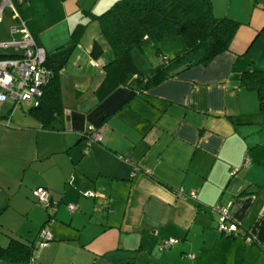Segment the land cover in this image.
Wrapping results in <instances>:
<instances>
[{
    "label": "crops",
    "instance_id": "crops-1",
    "mask_svg": "<svg viewBox=\"0 0 264 264\" xmlns=\"http://www.w3.org/2000/svg\"><path fill=\"white\" fill-rule=\"evenodd\" d=\"M114 1L19 8L58 67L63 110L43 127L27 103L0 102V247L11 238L34 245L27 264H264V113L256 91L240 84L244 71L264 70L247 56L264 34V0H211L215 16L240 23L228 50L207 65L175 61L158 84L142 89L129 79L99 99L111 49L86 11ZM14 22L6 11L0 41L19 37ZM94 40L102 57L90 53ZM91 126L101 139L88 146ZM37 187L57 204L38 205ZM215 206L234 229H218ZM42 228L52 239L38 249ZM168 238L177 242L160 248Z\"/></svg>",
    "mask_w": 264,
    "mask_h": 264
},
{
    "label": "trees",
    "instance_id": "trees-1",
    "mask_svg": "<svg viewBox=\"0 0 264 264\" xmlns=\"http://www.w3.org/2000/svg\"><path fill=\"white\" fill-rule=\"evenodd\" d=\"M13 1L18 11L25 5ZM86 13L89 15L87 23L97 21L99 34L113 54L103 66L105 76L97 89L99 99L116 86L126 84L129 79L134 84H141L142 89L156 85L171 75L166 76L164 71L175 61L185 60L186 67L207 65L217 54L229 49L240 25L237 20L215 16L211 0H116L100 14ZM87 23L76 25L72 31L74 40ZM178 36L185 43L182 52L172 57L163 54L164 62L153 71L142 72L138 68L133 59L135 49H141L147 40L154 42ZM102 52V45L94 40L91 55L97 58ZM1 56L13 55L4 53ZM45 65L52 70V75L42 88L39 104L29 105V112L40 120L43 127H51L54 120L62 118L63 109L58 67L52 64L48 55ZM240 80L242 86L256 91L259 114L264 113V70L244 71ZM33 250L34 245L11 238L6 246L0 247V259L27 264L31 261Z\"/></svg>",
    "mask_w": 264,
    "mask_h": 264
},
{
    "label": "built area",
    "instance_id": "built-area-1",
    "mask_svg": "<svg viewBox=\"0 0 264 264\" xmlns=\"http://www.w3.org/2000/svg\"><path fill=\"white\" fill-rule=\"evenodd\" d=\"M17 1L25 5L29 4V0ZM6 11L10 12V16L15 21L11 31L12 33H18L19 37L0 41V102L12 99L17 103L24 102L28 105L37 106L42 94V88L52 75V70L45 65L47 53L37 42L35 35L28 26V22L18 11L13 0L0 1V22ZM4 53H11L13 56H1ZM86 138L88 139V146L101 139L100 134L92 126L89 127ZM245 164H248L247 160H245ZM86 194L95 195L93 192H87ZM32 195L36 203L44 208L53 207L57 204V201L51 198L49 191L44 187L33 189ZM68 208L74 210L76 206L68 204ZM212 209L220 212L219 230L229 232L234 229V227L226 225L227 209L219 206H215ZM51 239L50 231L42 228L39 231V241L36 244V248L39 249ZM176 242L175 238H168L162 241L160 248H167Z\"/></svg>",
    "mask_w": 264,
    "mask_h": 264
},
{
    "label": "rangeland",
    "instance_id": "rangeland-1",
    "mask_svg": "<svg viewBox=\"0 0 264 264\" xmlns=\"http://www.w3.org/2000/svg\"><path fill=\"white\" fill-rule=\"evenodd\" d=\"M258 38L259 39H257L254 42V44L251 46L250 50L247 53V56L248 58L254 57L253 65L257 67H264V34H262ZM103 41L104 43L106 42L105 39H103ZM184 46H185V43L182 37L180 36L173 37V38H167V39H163L160 41H154V42L147 40L143 43L141 49H135L133 51V59L136 65L138 66V68L142 72H150L151 70L149 69L156 67L157 65L162 64L164 62L163 56H162L163 54H166L167 56L172 57L173 55L182 52V50L184 49ZM109 50H110V47H109ZM109 52H110V55L112 56V51L110 50ZM102 55L104 54H101L100 56L102 57ZM71 70L73 71L72 66H70L68 63L65 64L63 71L66 73H70ZM62 78L64 80V83L66 84L64 95L68 99V97L72 94V85L70 84V82H65L66 79H69V75L68 76L63 75ZM23 106L25 108L26 104L23 103ZM86 193L87 192H85V194ZM88 196H94V195H88ZM47 243H45L44 245H46Z\"/></svg>",
    "mask_w": 264,
    "mask_h": 264
}]
</instances>
